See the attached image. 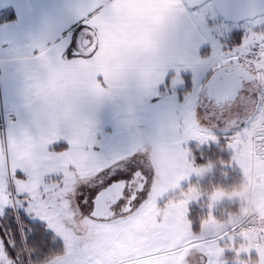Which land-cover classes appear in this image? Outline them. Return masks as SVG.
<instances>
[{
  "label": "snow or ice",
  "instance_id": "snow-or-ice-1",
  "mask_svg": "<svg viewBox=\"0 0 264 264\" xmlns=\"http://www.w3.org/2000/svg\"><path fill=\"white\" fill-rule=\"evenodd\" d=\"M111 3L79 0L74 8L69 0H36L26 32L0 28V223L9 222L0 234V264H39L56 247L64 253L62 264H173L161 217H154L163 195L155 191L146 149H187L195 166L212 146L243 155L251 137L264 141L251 121L229 127L223 119L238 79L241 85L264 81V0H257L259 10L247 18L242 37L229 30L227 47L208 37L232 22L242 0H176L179 16L199 10V19L185 25L195 33L190 48L180 30L167 38L147 33L128 17H114ZM118 24L137 45L155 43V52L125 49L134 65H156L148 82L134 70L122 81L91 73L84 93L52 83L49 68L83 71L104 47L105 31ZM201 48L210 53L207 61L196 56ZM181 49L185 56L178 58ZM20 56L26 58L23 70ZM251 95L258 111L264 109V91ZM53 118L63 122L61 134L41 139L39 130ZM26 135L38 145L30 159L21 154ZM254 147L264 150V143ZM138 228L139 238L114 247Z\"/></svg>",
  "mask_w": 264,
  "mask_h": 264
},
{
  "label": "crops",
  "instance_id": "crops-1",
  "mask_svg": "<svg viewBox=\"0 0 264 264\" xmlns=\"http://www.w3.org/2000/svg\"><path fill=\"white\" fill-rule=\"evenodd\" d=\"M60 2L63 3L64 0H60ZM175 2L176 0H112L111 9L114 17H128L135 22V25L138 28L144 29L147 33H158L162 38H167L173 32L180 30L186 37L185 47L190 48L195 39V33L192 29H186L185 25L188 22L198 20L199 17L195 14L194 9L192 10L190 18L175 14L173 8ZM35 3L36 0H0V28H13L17 31L26 32L33 24V9ZM69 3L75 8V6L79 3V0H69ZM125 29L126 26L124 24H118L111 30H106L104 47L97 54V57L94 58V60L90 62V64L83 71L68 73L65 70L49 68L48 71L51 74L50 78L52 83L58 87L67 89L72 93H84L91 89V82L88 79L91 73L99 72L111 80L122 81L134 70H138L143 80L148 82L150 78L156 74V65L150 60H145L138 66L134 65L126 57L125 49L155 52L156 45L154 42L144 47L137 45L134 37L125 34ZM208 40L210 43H214L211 37H208ZM175 55L179 58L185 56V52L181 49L176 51ZM196 56L200 61H207L210 53L203 52L201 48ZM19 59L22 62L21 69L23 70L26 58L20 56ZM189 59L192 58L189 57ZM25 76L27 78L28 74L25 73ZM189 83L192 87V77L190 74L186 77V87H188ZM17 86L20 89L23 87V77L20 74H17ZM241 94L242 92L240 91L234 100H225L223 106V112L225 115L223 119L226 124H230L229 119L235 117L234 115L236 112L240 110L238 101ZM180 95H183V92H181ZM1 96L4 103V91L2 87ZM258 107L259 105L256 102L255 111ZM254 114L255 116L250 121L256 126L260 120V113H258L259 115H257V113ZM244 122L241 124L243 125ZM62 125V121L53 118L49 125L42 127L39 130L38 135L41 139L56 137L61 134ZM72 127L75 133L79 135L80 125L78 122L73 121ZM251 145L252 137L249 139L248 151L243 155L237 154L235 151H230L227 146L222 148L214 146L219 148L218 152L222 153L223 156L220 157V159L217 157L216 160L210 161L205 165H199V167L208 166L207 171L203 172L202 175L194 177V179L187 182L183 187L184 190H192L191 193H193L194 199L189 200L187 203L189 212L187 214V221L182 223L178 222V224L175 221L174 225L171 224L166 228L167 230L165 236L168 242L170 243L176 240V246H178L177 248L184 247L177 251L178 255L176 254V260L173 264H214L217 253H222L218 250V248L212 246V244H204L200 246L194 245L193 247H188L187 245L203 238L212 237L222 233L226 228L231 226L243 216L249 203H251L256 210L264 215V160H258L256 163L252 161ZM37 147L38 145L33 138L30 135H26L21 154L25 158L30 159ZM165 155H167V157L171 160H174L175 158L179 161V158L184 159L186 157L188 159V152L186 149H184L183 152L177 153H169L165 151ZM222 159L226 160V163H224ZM218 161L226 164V167L234 172L231 177L233 178L236 176V179L240 181L239 187H237L238 189L243 190V188L247 186L248 182L252 180L254 196L250 197L248 203L244 201L243 207L241 206V203L237 201L235 204L236 209L230 214L231 221L225 227L219 228L221 232L216 234L218 231L211 232L213 225L208 224L207 220L212 212L214 213L215 218L222 213L220 217L225 219L223 212H220V208L222 206L218 204V200H215L216 205H212V201L220 196L223 189L217 188L210 193L209 190L211 186L207 181L209 178L214 177L212 176V168ZM223 164L221 163L220 165ZM181 197L184 196H180V198ZM192 207L197 210V214L199 216L200 230L198 232L194 231L193 222L190 219V211ZM240 214L242 216L238 218ZM218 220L221 221V219ZM169 222L170 218L166 216L164 223L168 225ZM142 232V228L135 229L132 233L126 236L129 237V239H127L125 243H129L130 241L139 238ZM234 245L235 246L232 247L236 248L235 252L242 251L244 255L252 253L256 256L255 264H264V230L258 234L246 236ZM234 256L236 257L237 254ZM226 258L229 260H226L224 264H232L233 259L229 258L227 255ZM63 259L64 255L57 256L49 260L46 264H62Z\"/></svg>",
  "mask_w": 264,
  "mask_h": 264
},
{
  "label": "rangeland",
  "instance_id": "rangeland-1",
  "mask_svg": "<svg viewBox=\"0 0 264 264\" xmlns=\"http://www.w3.org/2000/svg\"><path fill=\"white\" fill-rule=\"evenodd\" d=\"M198 9H194L195 14L197 15ZM198 16V15H197ZM251 23L250 19L244 21L240 24L230 23L229 25H226L222 32H220V35L218 37H211L216 46L218 47L220 43H224L227 47L228 44V32L230 29H232L233 32H243V28L248 27V25ZM244 34V33H243ZM243 36V35H242ZM222 37V39H221ZM230 40L235 41L233 36L229 37ZM243 88L245 91H241V97L238 101V104L240 106V110L236 112L232 119H229V123L227 124L229 127L239 122H248L250 121L255 114L259 115L260 110L255 111L256 109V101L253 99L251 93L253 91H257L259 89V84L256 82H253L252 84L245 83ZM234 111V109H233ZM256 115V118H257ZM259 117V116H258ZM3 129V127H0ZM214 148L213 150L217 151L219 148ZM187 150V149H186ZM148 152V158L154 169L156 170V176L154 177V188L158 195H163L162 201L154 206V217L156 215L161 217V223L163 225V232L164 235L166 234V228L170 226L171 224L174 225L175 221L178 224L182 222L187 221V214L188 212V201L194 199L192 190H184V186L187 182L194 179V177H197L199 175H202L203 172L207 171V167H199V165L193 166L192 161L187 157L177 161L175 158L174 160H171L167 155H165V151L161 150L156 147L149 146L148 149H146ZM210 156V155H209ZM218 158L223 156L222 153L218 152ZM224 163H226V160H223ZM223 164V162H217L216 165L212 168V176L213 178L208 179V184L211 186L209 192L212 193L217 188H222L223 191L220 194V196L214 201H212V205H216V201L218 200V204L222 207L220 208L223 212L225 219L223 217H220L222 213L214 217V213L212 212L209 216L207 223L213 225V228L211 232L218 231L216 234L220 233V229L222 227H225L230 221H231V212L236 209L235 204L237 201L241 203V206H244V201L248 203L251 196H254V187L252 186V180L248 182L247 186L242 189H238L240 181L236 179L235 177H231V175L234 174L230 169L226 167V164ZM219 164V165H218ZM180 196H184L181 197ZM216 200V201H215ZM203 205V204H202ZM165 207V208H164ZM199 207V206H198ZM163 208V209H162ZM166 216L170 218V222L168 225H166L164 222L166 220ZM242 216L239 215L238 218ZM153 217V219H154ZM218 219H221L218 220ZM260 233V232H259ZM258 234V233H255ZM254 235V234H253ZM217 236V235H214ZM209 238V237H207ZM129 237H123L122 239L115 242L114 247L116 249H124L128 243H125ZM206 238L201 239V242L196 243L195 246L200 245H211L218 248L219 251L222 253H217V256H215V262L214 264H224L226 260H229L226 258V255L229 256V258H232V264H255L256 256L252 253H247L244 255V253L240 251H236V248L232 247L235 246L231 242L237 243L239 240L231 241V240H225V239H215L210 240L209 242H205ZM203 240V241H202ZM172 247L171 250H176L177 248V241H173L169 243ZM194 245H192L193 247ZM228 252V253H226ZM240 252V253H239ZM181 253V252H179ZM178 255V252L170 253L173 262L176 260V256ZM237 256L235 257L234 255Z\"/></svg>",
  "mask_w": 264,
  "mask_h": 264
},
{
  "label": "built area",
  "instance_id": "built-area-1",
  "mask_svg": "<svg viewBox=\"0 0 264 264\" xmlns=\"http://www.w3.org/2000/svg\"><path fill=\"white\" fill-rule=\"evenodd\" d=\"M259 90L264 91V81H261L259 83ZM0 126L4 127L3 100L1 96V87H0ZM255 132L264 134V109H260V120L255 126ZM262 143H264V141H260L255 139V137H252L251 158L254 163H256L258 160H264V150H257L254 147L255 144H262ZM263 230H264V215L261 214L258 210H256L251 203H249L241 219L236 221L234 224H232L230 227H228L219 235L206 238L205 242H209L212 239L215 240L218 238L235 241L242 239L245 236L262 232ZM198 242H201V240L190 243L187 246L189 247L192 245H196V243ZM182 248L171 250V253L176 252Z\"/></svg>",
  "mask_w": 264,
  "mask_h": 264
},
{
  "label": "trees",
  "instance_id": "trees-1",
  "mask_svg": "<svg viewBox=\"0 0 264 264\" xmlns=\"http://www.w3.org/2000/svg\"><path fill=\"white\" fill-rule=\"evenodd\" d=\"M237 33H239V35L242 37V35H243L242 31H239ZM233 37H234V40H235L236 37L235 36H233ZM188 87L189 88L191 87L190 83L188 84ZM213 149L214 148H212L211 151L204 152L202 154L203 155V159H204V163L203 164L197 163V165H205V164H207L210 161L216 160V158L218 157L217 156L218 152L213 150ZM194 152H195V150H194ZM198 217L199 216L197 214V210L194 209V207H192V209L190 211V219L193 222V229H194L195 232H198L200 230V221H199ZM8 226H9V222L8 221L0 223V234H3V228L8 227ZM231 243L234 245V242H231ZM62 255H64V253L62 252L60 247L50 248L49 252L47 254H45V256L39 262V264H46L49 260H51V259H53V258H55L57 256H62Z\"/></svg>",
  "mask_w": 264,
  "mask_h": 264
},
{
  "label": "water",
  "instance_id": "water-1",
  "mask_svg": "<svg viewBox=\"0 0 264 264\" xmlns=\"http://www.w3.org/2000/svg\"><path fill=\"white\" fill-rule=\"evenodd\" d=\"M193 3L198 2V0H192ZM259 10V5L257 0H242V6L239 11L232 17V22L235 24L243 23L247 18L253 16ZM237 76H240V73L237 71L235 73ZM242 78V77H240ZM245 84V83H244ZM239 83V79L236 82L235 88L232 90L231 94L228 95L226 99H233L239 94V89L244 86Z\"/></svg>",
  "mask_w": 264,
  "mask_h": 264
}]
</instances>
